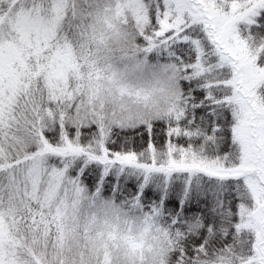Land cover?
Masks as SVG:
<instances>
[{"label": "snow or ice", "instance_id": "1", "mask_svg": "<svg viewBox=\"0 0 264 264\" xmlns=\"http://www.w3.org/2000/svg\"><path fill=\"white\" fill-rule=\"evenodd\" d=\"M0 264H264V0H0Z\"/></svg>", "mask_w": 264, "mask_h": 264}]
</instances>
